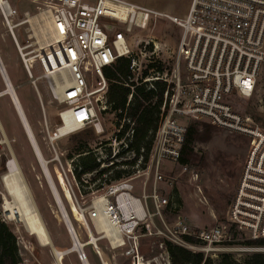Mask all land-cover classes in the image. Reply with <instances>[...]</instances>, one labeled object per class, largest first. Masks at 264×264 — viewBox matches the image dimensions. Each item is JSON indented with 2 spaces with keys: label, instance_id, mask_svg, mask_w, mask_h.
Instances as JSON below:
<instances>
[{
  "label": "built area",
  "instance_id": "built-area-1",
  "mask_svg": "<svg viewBox=\"0 0 264 264\" xmlns=\"http://www.w3.org/2000/svg\"><path fill=\"white\" fill-rule=\"evenodd\" d=\"M3 2L0 12L8 24L10 8L7 1ZM47 12L51 41L47 52L40 54L42 79L52 98L62 105L59 126L48 134L51 143L89 127L103 133L99 116L108 114L110 109L103 70L112 67L117 59L130 61L131 76L126 85H134L130 86L127 105L135 86L146 84L147 90L155 91L154 82L164 84L159 120L144 168L138 167L140 158L133 174L89 193L93 196L105 189L104 194L93 197L86 214L95 229V222L102 214L116 231L117 239L104 236L108 243L123 247L125 256L140 264L141 237L162 236L172 244L186 245L188 250L211 259L216 256L213 258L208 253L219 251L220 246L229 242L223 227L192 233L181 219L169 227L162 217L168 203L156 190V183L162 179L159 168L163 162L178 163L188 130L184 119L205 122L248 140L231 222L234 230L246 232L245 242L264 239V131L230 104L232 97L253 96L264 64V0H191L184 18L124 0H51ZM160 21L180 30L175 59L171 57L169 61L172 69L170 72L164 69L162 73L150 69L142 77L143 69L155 59L158 45L151 35L138 39L134 51L129 36L134 29L149 30V25ZM12 36L16 42L13 33ZM27 62L24 61L25 69L32 78ZM167 62H164L166 66ZM88 76L95 79L91 88ZM124 122L128 124L124 137L119 142L114 139L122 151L127 150L126 139L135 131L133 123L123 119L120 125H115L114 133L123 130ZM61 128H65L62 133ZM108 146L111 148V144ZM97 151L101 168L112 164L117 154L112 151L111 161L104 165L105 153L100 148ZM73 160H69L71 165ZM182 169L187 171L185 166ZM70 173L75 180L73 168ZM141 177V192L136 195L134 181ZM98 200H102L100 206L95 204ZM155 219L160 221L157 226ZM186 236L197 242L187 243ZM77 255L81 263L87 261L82 248Z\"/></svg>",
  "mask_w": 264,
  "mask_h": 264
},
{
  "label": "rangeland",
  "instance_id": "rangeland-1",
  "mask_svg": "<svg viewBox=\"0 0 264 264\" xmlns=\"http://www.w3.org/2000/svg\"><path fill=\"white\" fill-rule=\"evenodd\" d=\"M3 1H7L11 15L7 24L0 12V60L13 87L11 89L15 90L17 104L23 112L34 142L60 196L77 242L81 245L91 239L94 240V244L82 248L89 264H134L131 258L125 256L123 247L110 245L105 235L101 234L97 227L95 229L94 223L87 218L86 213L89 211L93 197L104 194L105 189L93 196L82 194V190L79 192L70 173L73 166L67 158L75 140L84 132L92 134L93 140L90 142L92 148L95 149L100 143L110 142L111 152H120V145L114 143L113 139L115 117L111 113L99 116L103 133H96L89 127L52 143L49 141L48 134L59 126L58 113L62 109V105L52 98L45 80L42 79L43 69L40 64V54L47 52V45L51 41L47 12L51 0H1L0 5L4 3ZM124 1L177 18L186 16L191 2V0ZM149 26L150 31L147 29L132 31L129 36L132 49L136 51L135 43L138 39L144 40L152 35L158 45L155 59L163 62H169L171 57L175 59L180 30L165 21ZM24 61H28L30 65L32 78L25 69ZM87 82L91 88L95 79L88 76ZM5 89L0 74V92ZM230 104L239 114L251 117L264 131V64L257 77L253 96L249 99L232 97ZM16 108L9 94L0 96V217L17 237L21 264H82L78 259V251L65 254L60 260L54 255L55 250L64 252L71 249L72 237L63 220L61 205L43 175L33 142L27 136L17 105ZM184 121L188 126L193 125L196 131L191 146L192 153L187 156L188 164L163 162L159 168L162 179L156 183V190L168 203L167 208L162 211L164 221L169 227H174L181 219L192 233L223 227L229 242L220 246L219 251L207 254L213 258L216 256L215 261L221 253H229L239 262L253 253H264L263 248L255 249L247 246L246 232L234 230L231 222L233 200L242 173L248 140L205 122L187 119ZM107 147L108 145L103 149ZM11 155L15 157L38 208L41 221L51 241V248L42 247L21 224L8 220L2 209V194H5V191L1 176L7 171L5 164ZM103 156L105 157L103 164H108L111 159L108 155ZM129 157L130 155L123 154L116 156V160L113 161H123ZM184 166L187 167V171H183ZM142 178L134 181L135 194L141 192ZM152 178L151 174L150 180ZM150 191L151 181L146 187L148 194ZM155 223L157 226L160 221L155 219ZM165 241L167 239L162 236L141 237L140 264H170L162 245ZM181 247L189 249L183 244Z\"/></svg>",
  "mask_w": 264,
  "mask_h": 264
},
{
  "label": "trees",
  "instance_id": "trees-1",
  "mask_svg": "<svg viewBox=\"0 0 264 264\" xmlns=\"http://www.w3.org/2000/svg\"><path fill=\"white\" fill-rule=\"evenodd\" d=\"M166 64L158 59H153V62L147 64L142 71V77L148 75V71L153 69L156 73H162L164 69L169 72L172 69V62ZM130 61L125 58L116 60L112 67L103 70L104 78L107 81V102L110 109L107 113H111L115 117V125H120L123 119H129L135 128L132 137L127 140L128 148L125 151L118 152L116 156L128 154L130 157L123 161H111L112 164L106 167H100L97 162V149H103L110 142L100 143L95 149L91 147L93 136L90 133L84 132L77 138L69 151L67 158L72 162L74 177L78 186V190L86 195L92 190H100L105 185H109L114 181H118L133 174L135 166L139 159L141 162L139 168H144L148 161L149 154L154 141V134L159 120V110L162 101V91L164 84L161 81L153 83L154 90H147V86H135L132 92V99L127 105L128 95L131 93L130 86L126 82L130 75ZM128 124L123 123V130L120 133H115L113 139L116 142L122 140L125 135V130ZM193 125L188 126L187 135L181 150V156L178 164H188V158L192 153V142L195 134ZM105 155L111 156V148L108 146L103 149ZM90 175L88 179H82L83 176ZM91 186H93L91 188ZM1 204V202H0ZM187 243H196L193 237H184ZM245 244L250 247H264V239L246 241ZM164 248L168 255L170 264H264V253H253L242 262H239L229 253H221L216 261L209 257H205L200 252H193L181 246L172 244L168 241L164 242ZM17 237L10 229L8 224L0 217V264H21Z\"/></svg>",
  "mask_w": 264,
  "mask_h": 264
},
{
  "label": "bare ground",
  "instance_id": "bare-ground-1",
  "mask_svg": "<svg viewBox=\"0 0 264 264\" xmlns=\"http://www.w3.org/2000/svg\"><path fill=\"white\" fill-rule=\"evenodd\" d=\"M42 16H44V15H42ZM3 68H4V66H3ZM9 84H10V82H9ZM11 88H13L12 85L11 84H10V86L8 85V90H9L8 94L10 95L11 99L13 100V102H14L13 104H16L18 106V112L22 116L21 119L23 121L24 126H26V123L23 119V116H24L23 112L20 109V106L17 104L16 99H15L16 96L13 93V92H15V90L14 89L12 90ZM63 121H64L65 125L69 124L68 121L66 119H64V117H63ZM26 129H27V132L31 138V141L33 142V146L35 148L36 155H37L39 162L41 164V167H42L43 175H44V177H46V180L50 185L51 191L53 192L57 201L61 205V209H62L61 213H62V216L64 218L63 220L65 221L66 226L69 227L70 222L68 220L66 211L61 204L60 196H59L57 190L55 189L52 178H51V176L47 170L46 163L42 159V156H41V154H40V152H39V150H38V148L34 142V138L32 136V133L30 132V130H28L27 127H26ZM64 129L65 128H63V129L61 128V133L64 131ZM28 134H27V136H28ZM6 167H7V171L4 174H2L1 181H2V184L4 187V191H5V194H2V209L6 213L7 219L21 224L23 226L24 230L26 232H28L30 235L34 236L42 247H50L51 248V241L48 237V234L43 229V226L41 225V223H39L41 217H40L38 208L36 207V205L34 203V200L30 194L28 186L26 185V183L23 179L20 168H19L17 161L13 155H11L10 158L8 159V161L6 163ZM95 204L100 206V204H102V200H98ZM96 222H97L96 227L101 234H104L105 236H109V237H112L115 239L118 238L116 231L106 222V220L104 219L102 214H100V216ZM70 226H71V224H70ZM72 231H73V229H72ZM71 237H72V241H73L71 249L66 250L64 252H58L56 250L54 251V255L57 258V260H60V258L65 254H68V253L73 252V251L79 252V248H83L85 246L94 244V240H92V239H91V241H89L86 244L80 245L78 242H77L78 244H76L77 238L75 237V234L72 232H71ZM82 264H89V262H88V260L83 261Z\"/></svg>",
  "mask_w": 264,
  "mask_h": 264
},
{
  "label": "water",
  "instance_id": "water-1",
  "mask_svg": "<svg viewBox=\"0 0 264 264\" xmlns=\"http://www.w3.org/2000/svg\"><path fill=\"white\" fill-rule=\"evenodd\" d=\"M108 32H110V31H108ZM0 74H1V76H2V78H3L4 84H5V87H6V89H5L4 91L0 92V96H1V95L8 94V93H9L8 85L10 86V84H11V83L9 84L10 81H9V79H8L6 73H5V70H4L3 66H2V64H1V60H0ZM7 83H8V84H7ZM13 93H14V92H13ZM10 98H11V97H10ZM15 99H16V102L18 103L16 97H15ZM12 102H13V100H12ZM13 103H14V102H13ZM14 106H15V108H16V105H15V104H14ZM23 119H24V121H25V123H26V126H24V128H25L26 133L28 134L26 127L28 128V130H30V128H29V126H28V124H27V122H26L24 116H23ZM21 120H22V119H21ZM22 122H23V121H22ZM22 124H23V123H22ZM30 132H31V130H30ZM28 137L30 138L29 134H28ZM30 139H31V138H30ZM34 149H35V148H34ZM5 167H6V164H5ZM39 219H40V218H39ZM39 223H41V225L43 226V229H44L45 232H46V229H45V227H44V225H43L41 219H40ZM67 229H68V231H69V233H70V235H71V232L73 233V231H72V227L70 226V223H69V227L67 226ZM70 231H71V232H70ZM46 233H47V232H46ZM76 244H78L77 241H76Z\"/></svg>",
  "mask_w": 264,
  "mask_h": 264
},
{
  "label": "crops",
  "instance_id": "crops-1",
  "mask_svg": "<svg viewBox=\"0 0 264 264\" xmlns=\"http://www.w3.org/2000/svg\"><path fill=\"white\" fill-rule=\"evenodd\" d=\"M137 193H139V192H137ZM140 194V193H139ZM139 194H136V195H139Z\"/></svg>",
  "mask_w": 264,
  "mask_h": 264
},
{
  "label": "flooded vegetation",
  "instance_id": "flooded-vegetation-1",
  "mask_svg": "<svg viewBox=\"0 0 264 264\" xmlns=\"http://www.w3.org/2000/svg\"><path fill=\"white\" fill-rule=\"evenodd\" d=\"M247 152V151H246Z\"/></svg>",
  "mask_w": 264,
  "mask_h": 264
}]
</instances>
